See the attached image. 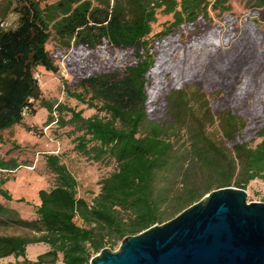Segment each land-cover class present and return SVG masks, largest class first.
<instances>
[{
  "label": "trees",
  "instance_id": "trees-1",
  "mask_svg": "<svg viewBox=\"0 0 264 264\" xmlns=\"http://www.w3.org/2000/svg\"><path fill=\"white\" fill-rule=\"evenodd\" d=\"M250 2L264 8V0ZM14 3L20 23L7 29L2 21ZM231 10L229 0L0 5V143L39 104L48 124L71 128L78 155L112 168L88 198L62 158L45 155L53 184L39 191L35 217L0 203V227L24 232L0 236V259L90 264L215 190L264 182V32L250 17L236 30ZM213 13L230 23L185 44L184 33L214 24ZM159 16L172 19L157 23ZM63 62L75 84L65 82L66 96L94 115L44 98L35 73L57 75ZM19 167L0 161L2 170ZM4 184L0 196L12 200ZM34 244L49 250L30 260Z\"/></svg>",
  "mask_w": 264,
  "mask_h": 264
},
{
  "label": "rangeland",
  "instance_id": "rangeland-1",
  "mask_svg": "<svg viewBox=\"0 0 264 264\" xmlns=\"http://www.w3.org/2000/svg\"><path fill=\"white\" fill-rule=\"evenodd\" d=\"M40 1L44 7L58 0ZM229 3L232 7L231 13L235 19L236 30H240L241 24L245 22L244 18L250 17L253 21L260 23V28L264 32V8L253 9L250 0H229ZM6 4L7 0H0L1 6L5 7ZM17 5V3L13 4L10 12L2 21L7 29H14L20 23V14L16 11ZM254 14L256 16H253ZM212 17L214 24L199 25L194 30L184 33V43L207 34L217 23L222 26L225 25L224 23H230V20H225L224 15L218 16L217 13H213ZM171 19V16H159L157 23H166ZM49 48L52 49V44ZM63 71H66V75H63ZM36 74L40 75L38 82L45 99L66 103L77 110H83L86 117L95 114L94 110H89L87 106L66 96L65 82L72 89L75 84H73V76L64 62L57 75L45 71H37ZM37 107L38 111L35 116L27 113L21 125H17L13 130L2 132L3 140L0 143V160L6 162L16 160L20 166L18 171L13 172L0 169V178L5 180L4 185L12 195V200H6L2 196L0 199L7 209L15 211L20 217L23 216L26 219L35 217V207L39 205L37 203L40 201L39 191L49 189L53 184V177L46 166L45 155L55 154L62 158V161L78 180L79 195L83 197L92 198L97 194L100 189V180L112 170L111 167L90 162L78 155L74 150L73 136H70L71 128H60L57 122L48 124V111L40 108L39 104ZM57 116L59 115L57 114ZM246 191L249 202H264V182L255 181L249 185ZM21 199L25 201L21 202ZM18 233L24 232L13 227H0V236ZM121 243L113 251H117ZM46 250V245H32L29 247L28 257L35 260ZM22 261L23 258L8 257L0 259V264H18Z\"/></svg>",
  "mask_w": 264,
  "mask_h": 264
},
{
  "label": "water",
  "instance_id": "water-1",
  "mask_svg": "<svg viewBox=\"0 0 264 264\" xmlns=\"http://www.w3.org/2000/svg\"><path fill=\"white\" fill-rule=\"evenodd\" d=\"M90 264H264V202H249L236 187L215 190Z\"/></svg>",
  "mask_w": 264,
  "mask_h": 264
},
{
  "label": "crops",
  "instance_id": "crops-1",
  "mask_svg": "<svg viewBox=\"0 0 264 264\" xmlns=\"http://www.w3.org/2000/svg\"><path fill=\"white\" fill-rule=\"evenodd\" d=\"M0 161H1V160H0ZM0 169H1V168H0ZM17 169H19V168H17ZM17 169H15V170H9V171H8V170H2V169H1V170H2V171H6V172H13V171H18ZM0 179H1V178H0ZM4 188L6 189L5 185H4ZM0 197H1V196H0ZM0 203H1L2 205H5V204L1 201V199H0ZM37 204H40V201H39V203H37ZM22 218H23V219H26V218H24L23 216H22ZM28 220H30V219H28ZM18 234H22V233H18ZM34 245H37V244H34ZM41 245H45V244H41ZM30 246H32V245H29V246L27 247V258L30 259V260H33V259H31V258L28 257V252H29V247H30ZM46 246H47V245H46ZM48 250H49V247L47 246V250H46V251H48ZM46 251H43V252L45 253ZM41 254H43V253H41ZM41 254H40V255H41ZM38 256H39V255H38ZM38 256H37V257H38ZM11 257H13V256H11ZM37 257H36V258H37Z\"/></svg>",
  "mask_w": 264,
  "mask_h": 264
},
{
  "label": "built area",
  "instance_id": "built-area-1",
  "mask_svg": "<svg viewBox=\"0 0 264 264\" xmlns=\"http://www.w3.org/2000/svg\"><path fill=\"white\" fill-rule=\"evenodd\" d=\"M3 26L5 27V23L3 24ZM66 73V71H63V75H66L65 74ZM35 79L37 80V81H39L40 80V75L39 74H36L35 75ZM27 114V112H26V110L24 111V115H26Z\"/></svg>",
  "mask_w": 264,
  "mask_h": 264
}]
</instances>
